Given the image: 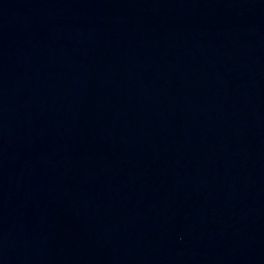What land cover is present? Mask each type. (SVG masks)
<instances>
[{"label":"water","instance_id":"1","mask_svg":"<svg viewBox=\"0 0 264 264\" xmlns=\"http://www.w3.org/2000/svg\"><path fill=\"white\" fill-rule=\"evenodd\" d=\"M0 264H264V0H0Z\"/></svg>","mask_w":264,"mask_h":264}]
</instances>
